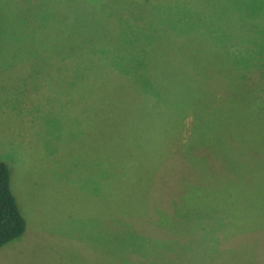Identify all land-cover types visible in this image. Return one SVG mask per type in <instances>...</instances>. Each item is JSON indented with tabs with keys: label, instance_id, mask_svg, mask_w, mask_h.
I'll list each match as a JSON object with an SVG mask.
<instances>
[{
	"label": "rangeland",
	"instance_id": "1",
	"mask_svg": "<svg viewBox=\"0 0 264 264\" xmlns=\"http://www.w3.org/2000/svg\"><path fill=\"white\" fill-rule=\"evenodd\" d=\"M203 92L222 132L194 162L109 126ZM0 163L25 221L0 264H264V0H0Z\"/></svg>",
	"mask_w": 264,
	"mask_h": 264
},
{
	"label": "trees",
	"instance_id": "2",
	"mask_svg": "<svg viewBox=\"0 0 264 264\" xmlns=\"http://www.w3.org/2000/svg\"><path fill=\"white\" fill-rule=\"evenodd\" d=\"M206 43V42H205ZM150 46L148 49V58H149V65L151 69V76H155L156 81L152 82H159L161 79V75L159 74L160 70L158 68L157 62H158V56L161 55V53L158 51L156 53V49L154 47ZM172 47H168L166 50H171ZM183 54V53H182ZM185 55L186 62L188 60L191 61L193 58L190 57L191 55H188L187 53H184L183 56ZM183 95V94H182ZM179 95L180 97L176 96V99H164V96L161 100V108H159L157 105L154 106L150 104L147 107H144L146 104L141 106L140 101L137 103L135 100H133L130 104L133 107V110H131L135 114V119L133 124H129L128 121L125 123V119L127 117H133L130 112H127L124 114L122 117H125V119L120 118V120L117 119V124L115 126L109 125L110 127L117 128L115 131L120 134L119 132V127L121 125H131V130H127V133L129 136H132L133 140H136L138 145L143 148L147 144V140H149V145L147 146L151 152L152 156L154 157L153 160L157 159V161L161 162L162 160L165 161V159L175 155L176 153H181L183 159H186L190 162H194V152L200 149V147H210L208 146V143L206 144V137L213 138L216 137L220 132H222L221 129V123L223 122L220 121H215V126L218 129V132L212 133L207 130V125L210 121L215 120L216 117H214V113H211L209 110L212 109L210 106H207L206 104L212 105L213 101H209V99H205L204 97V92L202 93V101L200 100H192V99H186L184 96ZM124 104H127L125 101H121ZM119 107V104H117ZM130 106V105H129ZM214 105L213 108L214 110L218 113L221 109L220 105L217 106ZM168 111V115L166 116V127L169 131V133L166 135V138H163L160 135L159 132V127H161L162 122L161 118L158 116V112L160 111ZM192 111L193 116L190 118L191 120V129L190 133L187 135V137L182 139V137H179V134L182 132L184 129V121L186 120L185 118L187 113ZM197 111H200V113H197ZM220 114V115H219ZM218 118L222 117L221 113H218ZM109 119V118H107ZM131 120V119H130ZM104 125V124H102ZM105 126V125H104ZM141 129H144L143 133L141 132ZM126 133V134H127ZM134 133V134H132ZM156 133L159 135H156ZM208 133V134H207ZM125 134V135H126ZM148 135V136H147ZM144 136L146 139V143L144 145ZM182 141V142H179ZM218 141V140H217ZM217 141L211 142V145L218 146ZM162 146L165 148L166 155L164 159L160 158V150L162 149ZM174 149V151L172 150ZM145 150V149H144ZM159 151V152H158ZM175 152V153H173ZM218 151H215L217 154ZM196 164V163H195ZM124 165H122L123 168ZM139 167H142V170L144 171H150L153 169V166L151 165V162H147L144 165L140 163L138 165ZM153 174L152 176L146 180V182H143L142 179H136V182H134V190H132L133 195L129 197V199L135 197V199H141V201H138L137 203H140L138 205L141 207V210H144V207L146 205V196L148 195L147 193L149 192V186L152 182ZM219 192V191H218ZM218 194V193H216ZM137 195L139 197H137ZM216 196V195H214ZM137 197V198H136ZM186 198V199H185ZM133 199V200H135ZM183 207L182 209L186 208L187 206H191L186 203V200L188 199V196L183 195ZM191 199V198H190ZM217 199V198H215ZM190 201V200H189ZM127 203L122 202L117 203V206L120 210H124L127 206ZM144 202V203H143ZM200 206H202V209H199L201 212H211L215 211L214 206H213V198H204V197H197V201ZM211 203V204H210ZM215 205V204H214ZM211 207L213 210L207 211L204 210L207 207ZM182 212H184L182 210ZM220 210L218 211V213ZM121 213H118L120 215ZM25 230V221L21 213L19 212V209L16 204L15 197L13 196L10 185H9V170L7 166L3 163H0V247L5 245L7 242L16 239L20 237ZM135 248V245H133Z\"/></svg>",
	"mask_w": 264,
	"mask_h": 264
}]
</instances>
